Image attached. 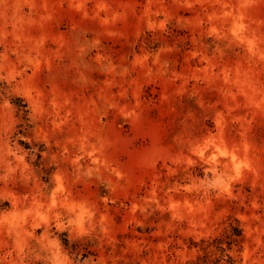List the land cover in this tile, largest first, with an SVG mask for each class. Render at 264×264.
Segmentation results:
<instances>
[{
    "label": "rangeland",
    "instance_id": "obj_1",
    "mask_svg": "<svg viewBox=\"0 0 264 264\" xmlns=\"http://www.w3.org/2000/svg\"><path fill=\"white\" fill-rule=\"evenodd\" d=\"M229 218L264 264V0H0V264H193Z\"/></svg>",
    "mask_w": 264,
    "mask_h": 264
},
{
    "label": "trees",
    "instance_id": "obj_2",
    "mask_svg": "<svg viewBox=\"0 0 264 264\" xmlns=\"http://www.w3.org/2000/svg\"><path fill=\"white\" fill-rule=\"evenodd\" d=\"M244 238V229L237 218H229L226 230L211 239H202L200 254L193 264H208L211 261L218 264L225 259V264H238L237 259L230 253L236 245H241Z\"/></svg>",
    "mask_w": 264,
    "mask_h": 264
}]
</instances>
